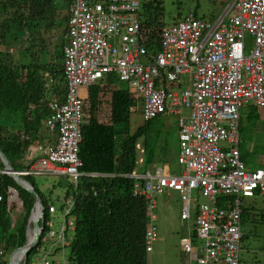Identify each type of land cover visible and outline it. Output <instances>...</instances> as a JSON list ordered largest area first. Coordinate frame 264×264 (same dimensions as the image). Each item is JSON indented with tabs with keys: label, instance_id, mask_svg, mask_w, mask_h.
Instances as JSON below:
<instances>
[{
	"label": "built area",
	"instance_id": "2783aa9c",
	"mask_svg": "<svg viewBox=\"0 0 264 264\" xmlns=\"http://www.w3.org/2000/svg\"><path fill=\"white\" fill-rule=\"evenodd\" d=\"M217 1L231 3L214 22H204L188 12L163 28L157 38L159 49L144 66L141 59L147 56V40L138 16L140 0H70L63 49L65 93L61 101L47 104L49 114L44 121L50 131L57 130V136L53 147L35 157V161L26 158L25 168L14 173L23 178L46 173L70 177L74 186L80 177L87 176L79 171L84 117L80 89L114 74L120 81H129L141 97L145 120L166 115L178 121L177 162L183 168L181 175L170 176L165 170L156 169L153 174L139 171L138 175L129 176L142 181L134 183L132 195L146 199L149 208L145 215L146 250L156 236L153 199L164 189L177 191L183 202L180 219L188 221L189 204L201 192L213 201L214 208L199 205L197 221L193 229H188L189 233L198 230L197 250L201 258L196 263L239 264L240 199L256 193L264 195V173L245 170L236 149L223 152L218 144L237 143L240 108H264V0ZM229 12L231 16H227ZM251 42L252 48L246 51ZM158 73L161 76L155 82ZM25 138L29 139L19 134L20 140ZM11 173L0 169L1 175ZM220 198L224 201L218 206ZM4 202L13 233L18 227L13 215H20L23 221L25 210L11 188L0 192V206ZM59 206L66 216L73 201L62 198ZM48 208L50 215L56 211L55 206ZM33 212L32 208L26 221L27 239L32 237ZM43 221L48 231L45 233L44 227L30 264H68L63 250L69 249L74 239V224L63 218L54 231ZM48 243L59 250L60 260H55L56 254L50 250L38 251L39 245ZM189 245L190 240L185 242L184 252L191 254ZM4 253L0 246V257ZM27 262L28 257L24 264Z\"/></svg>",
	"mask_w": 264,
	"mask_h": 264
},
{
	"label": "trees",
	"instance_id": "16d2710c",
	"mask_svg": "<svg viewBox=\"0 0 264 264\" xmlns=\"http://www.w3.org/2000/svg\"><path fill=\"white\" fill-rule=\"evenodd\" d=\"M14 2L18 19L25 20L29 12L40 13L44 0ZM2 4L1 1L0 12ZM8 4L6 2L4 6ZM163 4L164 0H143L142 25L151 31L146 39L147 49L152 52L159 49L157 38L161 30L168 27L163 21ZM192 14L197 19H202L197 17L196 10ZM180 18L178 15V19ZM217 18L212 21L203 20L214 22ZM6 26L7 23L0 28H7ZM2 33L7 39V29H3ZM2 44L7 48L5 41ZM7 51L8 49L5 50ZM58 53L55 60L60 63L55 65L53 61L43 64L32 61L26 64L23 53L13 58L14 55L0 52V150L14 170H22L26 166L20 160L24 155L25 144V141L19 139L20 133L30 141L48 142L49 133L41 134L42 123L49 114L45 99L49 90L59 97L65 93L62 51ZM83 104L84 119L78 158L83 163L84 173L103 176L79 178L75 186L69 184L65 191L64 198L72 199L73 208L64 219L67 222V218H73L75 232L70 248H65L68 250L67 263L148 264L145 243L147 201L133 197L132 188L137 181L128 177L138 169L140 163L144 162L145 168L156 166L157 163L158 167H162L168 158H175L178 150V142L176 145L174 143L175 139L177 141V128L172 130L163 123L160 124L163 116H159L149 121L143 119L142 125L132 132L130 116L139 103L113 75L90 86ZM2 168L0 162V169ZM29 178L25 179L29 181ZM3 188L17 191L25 210L23 221L19 223L20 228L18 226L11 233L5 202L0 206V246L5 252L0 257V264H8L4 256L26 243L25 226L33 206V197L6 175L0 176V192ZM41 202L42 218L47 223L48 211L46 204L42 200ZM60 209L63 210L61 207ZM253 211L252 206L241 208L242 223L246 219L254 220ZM258 216L259 221L264 222V206ZM47 231L48 228L45 233ZM58 251L54 248L53 253L57 254ZM34 253H29L27 264L32 263Z\"/></svg>",
	"mask_w": 264,
	"mask_h": 264
},
{
	"label": "rangeland",
	"instance_id": "374dc122",
	"mask_svg": "<svg viewBox=\"0 0 264 264\" xmlns=\"http://www.w3.org/2000/svg\"><path fill=\"white\" fill-rule=\"evenodd\" d=\"M56 0H50V2H47L48 5H45L42 7V9L45 10L44 16H47V13H49V17L51 16L52 12L54 11V2ZM231 1L229 2H223V1H213V0H164L163 4V21L166 23V25L169 27L173 25L178 19V15L181 17H184L188 14V12H193L196 10V14L198 15V18H202L205 21H212L215 17H220L224 14L225 10L230 5ZM70 4V0H69ZM198 5V8H197ZM142 7H143V0H140V11H139V20L140 25L142 29L144 30V35L146 36L151 31L147 30L142 25ZM232 12H229L227 16H231ZM68 19H69V7H67V18L65 21L66 25V33H65V39L67 42V31H68ZM51 20V17L49 18ZM216 20V19H215ZM23 21V20H22ZM47 21V19H45ZM24 22V21H23ZM51 22V21H50ZM0 23H3L2 20H0ZM5 24H8V21L5 20ZM1 24V27L5 24ZM42 23V26L45 27ZM49 24V23H48ZM29 26V24H27ZM7 27V26H6ZM5 28V27H3ZM247 37V36H246ZM248 39V37H247ZM147 40V39H146ZM34 43V41H33ZM42 44L46 45L45 49L38 53L35 52L36 50H32L29 52V57L25 58V63H29L32 61H35V63L43 64L46 62H52L53 64L57 65L60 63L59 61L55 60L57 58V55L59 54L58 50L54 51L53 49H48V40L46 36L43 35V41ZM66 44V43H65ZM253 43L251 42L250 45L246 47V51L249 50V48H252ZM65 45L62 48V70H63V49ZM147 53L143 59H141L144 66L147 65L149 61L153 58L152 55H155L156 51H149L148 48V42L145 46ZM5 54H10L7 52H4ZM43 53V55L41 54ZM61 54V53H60ZM14 56L13 58H15ZM152 57V58H151ZM63 73V85L65 86V75L64 71ZM113 75L117 78L118 82L124 86L127 87L130 94L133 96L134 99L138 100V107L137 109L131 113L130 116V130L133 132L136 130L139 126L143 123V115H142V99L141 97L135 92V90L130 86L129 81H120L118 77L114 74H108ZM99 79L95 83L91 84L90 86H93L94 84L98 83L100 80H103L105 77ZM161 74H157L156 77H154V81L157 82L159 80V77ZM82 87L80 89V95L81 98L86 100L87 98V90L90 87ZM48 97L45 99L47 100L46 105L49 102L60 100L59 96H56L52 90H49ZM107 96V95H104ZM61 101V100H60ZM44 102V101H43ZM106 108V107H105ZM106 115L108 112V109L105 110ZM163 116L161 119V123L165 127H170L172 130L176 127V138L175 139V145L178 142V150L179 151V127H178V121L177 118L174 116H166V115H159ZM157 116V117H159ZM46 118V117H45ZM156 118V117H155ZM84 119V117H83ZM154 119V118H153ZM145 120V119H144ZM152 120V119H151ZM45 121V120H44ZM42 123L41 127V134L49 133L48 142L45 140L43 143H38L34 141H30L27 138L23 139L22 142L25 140V144H23L24 149V155L23 158L20 159L21 163H26V158H31L33 161H35V157H38L39 154L43 153L46 149L49 147H53V141H55L57 136V130H49L45 123ZM149 121V120H145ZM15 133V132H14ZM237 133H238V139L236 144H229L227 142H220L218 145L220 149L223 152L229 151L231 148L237 150V154L239 156V161L243 164L245 170L247 171H256L260 170L264 173V108L260 109L258 107H252L249 105L243 106L239 112H238V119H237ZM27 140V141H26ZM174 141V138H173ZM32 149H35L34 152H32ZM177 155V154H176ZM241 155V156H240ZM241 157V159H240ZM176 158V159H175ZM173 158H168L161 168L165 169V173H167L170 176H177L182 171V166L180 163L177 162V156ZM81 161V159L79 158ZM248 161L247 163L245 162ZM143 162V160H142ZM253 164H251V163ZM10 163V162H9ZM82 163V161H81ZM144 163V162H143ZM143 163L138 164V169L132 173L129 176H132L133 174H137L139 171L146 170L150 174H153V172L158 168L159 163H157L156 166H148L147 168L144 167ZM250 163V168L248 164ZM11 165V164H10ZM32 165V164H30ZM83 163L80 168V172L83 174H86L87 176H82L80 178H96L103 175H98L94 173H84L82 171ZM159 169V168H158ZM164 171V170H163ZM181 175V174H180ZM179 175V176H180ZM192 176V174H191ZM130 178V177H128ZM30 184H33L34 190L39 195L41 200L46 204L47 211L49 206H55L56 211L53 212V214H49L48 212V220L47 224H49V229L56 231L59 226L61 225L63 218H64V212L61 211L59 202L64 198L65 191L67 190V187L69 184H72V179L70 177H63L59 175H51L49 173H46L45 175H34L31 178H29ZM28 181V182H29ZM31 195V194H30ZM33 197V196H32ZM233 198H229V201H232ZM35 198L33 197V204H34ZM155 203V209L153 211L155 215V221L154 225L156 228V236L155 240L153 241L152 245L149 247L148 251V264H197L196 261L190 260L189 254L184 252L182 249V242L183 240H187L191 237V232H188V229H193V218H191L190 221H182L180 219L181 214V202L180 197L178 193L175 191H168L164 192L160 195H157L155 199L153 200ZM205 202V199L200 194H195L194 202H191V205H198ZM249 206L254 207V220H245L241 224V231L243 233V239L240 242L239 246V255H240V261L239 264H264V222H260V217L258 216V213L260 210H262L264 206V196L257 195L254 198H241L240 199V209L242 207L248 208ZM13 218L16 221V225L20 228V215L14 214ZM67 222L73 223V218H67ZM16 226V227H17ZM48 228V227H47ZM38 251L41 253H44L45 251L50 250L51 252L54 251V248L51 247V244H41L38 248ZM197 249L193 247L192 253L196 254ZM11 253V252H10ZM9 253V254H10ZM9 254L5 255L4 257L7 259V262L9 261ZM63 254L66 258L68 254V250L64 249ZM55 260H60L61 255L56 254L54 256Z\"/></svg>",
	"mask_w": 264,
	"mask_h": 264
},
{
	"label": "crops",
	"instance_id": "0c3cea01",
	"mask_svg": "<svg viewBox=\"0 0 264 264\" xmlns=\"http://www.w3.org/2000/svg\"><path fill=\"white\" fill-rule=\"evenodd\" d=\"M1 1L3 4L0 12V20H2L3 23L5 22V20L8 21L7 28H3L7 29L8 38L5 39V37H3V29L0 28V52H5V50L8 49V53H10V55L20 56L23 53L26 58L29 57V52H31L33 49L36 50L35 52L40 53L46 47V45L42 44L43 35L46 36L48 40L47 47L49 50L59 49V52L62 50L63 46L66 43L65 21L67 18V7H69V0H56L54 2V11L50 16L51 20H49V13H47V16H44L46 9H42V7L48 5L47 2H49V0H44L43 5H41L40 7V13H38V11H36L37 13L35 14H32L31 12L27 13V18L23 20L24 22L22 21V19H18L16 3L14 2L15 0H13L12 3V0H0V2ZM6 2H8L9 4L4 6ZM45 19H47V21H45ZM3 23H0V26ZM42 23L45 24H43L45 27L42 26ZM27 24H29V26ZM2 41H5L7 43V48H5L6 46L2 44ZM18 47L21 48L18 49ZM41 54L43 55V53ZM245 162L247 163L248 161L245 160ZM250 163L248 164L249 167ZM158 168L162 169L161 167ZM163 170L165 169L163 168ZM143 171L147 172L146 170ZM31 177L32 176H30V178ZM194 207L195 205H191V207L189 206L188 208L192 217L195 211L193 209ZM190 220L191 218L189 219V221ZM192 221L193 220H191V222Z\"/></svg>",
	"mask_w": 264,
	"mask_h": 264
},
{
	"label": "water",
	"instance_id": "95a60500",
	"mask_svg": "<svg viewBox=\"0 0 264 264\" xmlns=\"http://www.w3.org/2000/svg\"><path fill=\"white\" fill-rule=\"evenodd\" d=\"M0 162L4 168V170L8 171V172H12L10 174V177L12 178V180L14 181V183L22 190L26 191L27 193L31 194V196H33L35 198L37 207H39V212L38 216L34 217L32 221V233H31V238L29 237L25 243V245L14 249L10 254H9V261L8 264H24L26 262V259L29 255V253L33 250V248L35 247L38 238H37V234L43 232V227H44V221L43 218L41 219L42 213L43 212V207H42V202L40 200L39 195L36 193V191L34 190V187L25 179H23L21 176H19L18 174L14 173V169L12 168V166L10 165L8 159L5 157V155L3 154V152L0 150ZM40 234V236H41ZM39 236V237H40ZM16 254H18V258H16Z\"/></svg>",
	"mask_w": 264,
	"mask_h": 264
},
{
	"label": "bare ground",
	"instance_id": "6f19581e",
	"mask_svg": "<svg viewBox=\"0 0 264 264\" xmlns=\"http://www.w3.org/2000/svg\"><path fill=\"white\" fill-rule=\"evenodd\" d=\"M213 1H217V0H213ZM189 13H191V12H189ZM192 14V13H191ZM205 22V21H204ZM209 23V22H208ZM249 106H252V105H249ZM253 107H256V106H253ZM241 109V108H240ZM177 156H178V153H177ZM241 156V155H240ZM240 159H241V157H240ZM2 169H4V168H2ZM1 169V170H2ZM6 171V170H5ZM3 175H6V176H9L10 177V174H0V176H3ZM43 175V174H42ZM11 178V177H10ZM25 178H27V177H25ZM24 178V179H25ZM66 178V177H65ZM12 179V178H11ZM26 180V179H25ZM27 181V180H26ZM137 182H138V180H136ZM139 182H142V181H140L139 180ZM72 184H74V182L72 181ZM132 190H133V188H132ZM168 191H175V190H172V189H164V191H163V193L164 192H168ZM176 193H178L177 191H175ZM198 194H200L204 199H205V202H203V203H201V204H198V205H195V207L193 208L195 211H194V215H193V217H192V215H191V213L189 212V213H187V215H188V219H190V218H193V221L196 223V221H197V217L199 216V205H208V206H210L211 208H214V203H213V201H209V200H207V198L206 197H204L202 194H201V192H197V195ZM178 195H180L179 193H178ZM257 195H261V196H264L263 194H261V193H256V194H253L252 196H248L247 198H254L255 196H257ZM216 197V196H215ZM146 200V199H145ZM154 200V199H153ZM233 200H234V198H233ZM147 201V200H146ZM223 199L222 198H220L218 201H217V205L218 206H221L222 205V203H223ZM180 202H181V200H180ZM153 203H154V201H153ZM155 204V203H154ZM182 204H183V202H181V208H182ZM191 204V203H190ZM189 204V206L191 207V205ZM37 205L38 204H36V201H34V204H33V206H32V208H33V210H34V215H33V217H36V216H38V213L37 212H39L40 210H39V207H37ZM43 207V206H42ZM31 208V209H32ZM155 209V208H154ZM31 211V210H30ZM149 211V208H148V205H147V203H146V212H145V215H146V213ZM40 213V212H39ZM42 213V212H41ZM181 213H182V209H181ZM42 215H43V213H42ZM181 215V214H180ZM41 219H42V216H41ZM155 219L156 218H153L152 220L153 221H155ZM189 221V220H188ZM187 221V222H188ZM194 222H193V226L192 227H194ZM154 224V223H153ZM241 224H242V219H241V209H240V232H241V239H240V241H239V244H238V257H239V261H240V255H239V246H240V242H241V240H242V237H243V233H242V231H241ZM40 234L41 233H39V234H37V238H39V236H40ZM198 234V230L197 229H195V230H193V231H191V237L190 238H188L187 240H185V241H183L182 242V249L183 250H185V248H184V245H185V242H188L189 243V240L191 241V246L189 245V247L190 248H192V250H193V247L194 248H196L197 249V247H198V245H199V240L196 238V235ZM38 242V241H37ZM200 251V250H199ZM188 254V253H187ZM18 254H16V257H15V260H16V258H18ZM189 257H190V260H197V259H199V258H201V255L198 253V250H197V254H193L192 253V251H191V254H189ZM238 261V262H239ZM197 262V261H196ZM195 262V263H196ZM216 262V261H215ZM215 262H210V263H215ZM198 264V263H197ZM221 264H226V263H221Z\"/></svg>",
	"mask_w": 264,
	"mask_h": 264
},
{
	"label": "clouds",
	"instance_id": "9594fccd",
	"mask_svg": "<svg viewBox=\"0 0 264 264\" xmlns=\"http://www.w3.org/2000/svg\"><path fill=\"white\" fill-rule=\"evenodd\" d=\"M62 97H60V99H61ZM14 171H20V170H14ZM23 178V177H22ZM24 179V178H23ZM14 190V189H13ZM16 193H17V191H15ZM18 194V193H17ZM28 219V218H27ZM26 227V229H27V226H25ZM44 228V227H43ZM47 227H45V229H46ZM30 229H31V231H32V224H31V227H30ZM44 232V231H43ZM74 235H75V232H74ZM39 239V238H38ZM26 241H27V238H26ZM36 246V245H35ZM40 246V245H39ZM36 248L34 247L33 248V250H35Z\"/></svg>",
	"mask_w": 264,
	"mask_h": 264
}]
</instances>
